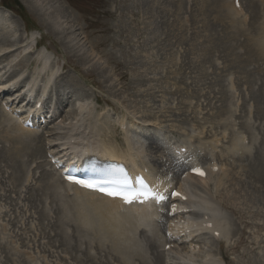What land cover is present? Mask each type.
<instances>
[{
	"label": "rangeland",
	"instance_id": "1",
	"mask_svg": "<svg viewBox=\"0 0 264 264\" xmlns=\"http://www.w3.org/2000/svg\"><path fill=\"white\" fill-rule=\"evenodd\" d=\"M10 1L15 4L11 5L12 8L18 15H22L27 24H24L17 14L5 16L0 13L2 20L0 21V62L6 65L4 70L9 73L23 70L24 78L27 76L31 78L39 73V84L34 89L35 92L42 88V84L53 70L52 88H55V91L48 92L49 99L46 103H51L56 110L54 117L56 119L37 128L36 143L31 149L19 153L20 156L23 152L21 163L26 164V169L30 166V171L34 172L33 180L24 181L19 176L25 167L20 174L18 164L11 161L13 151L9 141L13 134L0 114V264H168L170 259L176 260V264H182L174 254L163 255L162 245L149 246L148 258L134 256L129 262L119 259L117 255H111L107 243L99 248L93 243L94 251L90 254L92 258L90 260L85 258L86 250L83 246L77 256L71 258L58 251V247L50 239L52 234L48 237L37 227L35 222L37 212L45 202V195L40 189L46 175L52 170L45 153L51 151L66 153L76 145L79 141L77 137H80L78 133L83 131L86 134L81 137V141L86 145H79L80 148L94 150L87 143L93 145L91 143L95 140L106 148L110 140L116 139L120 148L116 152L123 154L126 148L123 139L125 132L118 128L117 121L120 119L134 126L133 130L138 134L158 136V143L142 138L148 153L145 159L148 157L147 160L151 162L155 172L158 170L157 173L166 177L167 181H176L180 173L186 170L183 168L187 167L191 162L189 159H192L188 152L189 149L196 148L194 145L197 146L199 143L215 145L212 158L217 160L218 170L211 176V180H204L202 184L195 180L192 182L209 188L219 206L233 222V232L231 231L232 234L226 238H217L212 243H206L205 247L218 255L222 246L226 264H264V210L254 207L253 201L247 198L245 200L240 184L242 179L239 180L242 176L236 174L237 181L234 184L233 172L228 161L229 154L223 153L229 146L230 130L233 131L234 128V131H240L239 125L245 114L242 99L240 100V96L237 97L238 92L236 94L233 91L231 93V90L230 93L228 92L231 96L234 94L232 99L234 108L230 110L232 116L229 117L223 110L222 96L225 94V89L219 84L224 78L221 65L216 70H212L211 65L206 63L205 74H201L203 70L201 60L205 61L207 56L197 58L199 51L195 54L194 51L189 50L200 45L201 41H198L199 38L195 34L196 30L200 29L201 21L196 19L192 25L181 29L180 22L176 21L175 12H173L175 15L172 12L160 15L159 23L163 25L158 26L162 34L156 42H153L149 37L151 21L136 0H64L68 8H63L69 21L62 23L64 27H60V30H66V33L71 35L72 43L75 45L72 47L63 45L60 41L58 43L49 32V23L43 20L44 13L48 14L56 8L55 2L49 3L48 10L35 9L41 18L40 22L21 0H4L6 3ZM172 1L180 2V0ZM188 1L190 8L191 0ZM240 2L243 5L242 0ZM56 4L58 5L57 2ZM154 8L158 11L157 7ZM260 18L259 11L258 20ZM7 19L8 23H6ZM222 27L225 28L223 24ZM219 30L223 32V29L219 28ZM226 33L228 35V32ZM150 36L152 37L151 33ZM35 41L45 45L51 52L48 60L50 64L45 71L41 70L43 67L42 58L39 56L41 48L34 47ZM13 43L16 44L12 45ZM77 46L83 47L89 53L85 60L81 58V52H75L79 49ZM170 52L175 54L173 65L155 69L156 63L159 61L162 63ZM10 59L13 60L12 64H8ZM197 59L201 60L197 62ZM84 61L91 63L94 68L87 67V69ZM258 82L264 89V69L261 70ZM57 93H60L61 98H58ZM4 97L5 95H0V99ZM82 98H86V105L90 108L89 117L94 119L91 124L96 123L97 135L90 132L88 134L89 130L88 128L86 130V126L78 128L80 130L77 131H69L76 122L75 114L78 113ZM65 99H68V104L60 106L61 100ZM96 99L99 105L94 103ZM250 118L255 134L260 138L264 133V121H259L260 119L253 114ZM225 125L229 130L224 133ZM160 127L164 132L166 130L165 137L156 133ZM69 133L72 134V140L67 138ZM242 134L243 137L247 136L244 132ZM168 141L188 142L187 152L181 156H173L166 145ZM189 145L193 147L189 148ZM6 163L10 167H7ZM220 176L223 179L217 188L213 189L212 182L217 180L215 177ZM261 181L264 183V180ZM262 192L264 194V185ZM46 205L48 208L52 207L53 213H57V205L50 197ZM194 215L195 213L190 214V216ZM207 235L206 232H201L196 241L205 242L209 237ZM138 238L145 243L148 242L146 234L141 233ZM99 241L101 243L103 239L99 238ZM183 246L178 245L179 250L182 249L180 252L183 258L184 255L186 257L191 255L193 263H202V255L187 252ZM30 251L40 256L37 263L29 262L27 259L30 254L26 252Z\"/></svg>",
	"mask_w": 264,
	"mask_h": 264
},
{
	"label": "bare ground",
	"instance_id": "2",
	"mask_svg": "<svg viewBox=\"0 0 264 264\" xmlns=\"http://www.w3.org/2000/svg\"><path fill=\"white\" fill-rule=\"evenodd\" d=\"M21 1L25 4V6L27 7L28 10L32 11V13L39 19L40 22H41V18L37 15L36 10L37 9H40V10L47 9L48 10L49 9V6H48L49 3L51 1L55 2L56 8L54 10H52V12H49L48 14L44 13V16H43V20H45L46 23H49V26H50V28H49L50 31L48 29L47 30L52 34V36H54V39H56L57 42L60 41L63 45L65 44L66 46H68V45H70L72 47L75 46L72 43L71 35H68L66 33V30H62V31L60 30V27H64V25L62 23L66 22L68 20V16L65 14V10H64L63 6L62 5L58 6L56 4V2L59 4L58 0H21ZM260 7H261V10H260L261 18H260V20L256 19L254 23L256 25L255 29L257 32V36H256L257 41L264 48V7L262 9V4H260ZM0 13L5 14V16L7 14L11 15L10 12L5 10V9H0ZM39 13H40V11H39ZM258 16H259V14H258ZM61 17L63 18V20H61L62 19ZM0 21H2V20H0ZM6 21H7L6 23H8L9 20L7 19ZM71 30H72V27H71ZM241 33H243V31ZM180 40L182 42V39H180ZM198 41H200V39H198ZM181 42H180V44H181ZM193 43H195V42H193ZM245 43H246L245 46L251 52L248 42H245ZM15 44L16 43H13L12 45H15ZM63 45H61V46L63 47ZM239 47H240V45H238V47L233 46V54H234V52L238 53L236 51V48L238 49ZM77 48H79V49L75 50V52H79V53L81 52V58L83 60H85L84 58L87 57V54H89V53H87V51H85L86 49H84L83 47L77 46ZM1 49H3V48H1ZM39 56L42 58L43 67L41 68V70L45 71V69L48 68V66L50 64V63L48 64V60H49V58H50L49 56H51V54L45 48L42 47ZM254 56H257V55L255 54ZM196 57H198V56H196ZM257 57H255V59ZM28 60H29V58H28ZM200 60L198 59L197 62H199ZM8 61H9L8 64L13 63L12 59H10ZM201 62H203V61H201ZM8 64H7V66H8ZM51 64H53V63H51ZM84 65L86 66V68L87 67L88 68H94L92 66V64L87 62V61H84ZM5 67H6V65H4V64H2V62H0V78H1L2 72H5V73L7 72L4 70ZM19 72H21V71H19ZM19 72L15 73L14 71H12L10 73V75L8 76L9 78L6 81L0 82V92L4 91L5 89H8V88L9 89L10 88L16 89V88H20V87H25V90L28 93V99L30 101H32L33 103H35L37 101L42 102L46 98L45 97L46 91L49 89V86L52 85L53 70L50 71L49 77L46 78V80L42 86L41 91H39L34 97H33L34 87L36 85V79L38 78L39 73H37L32 79L29 80V79H21L22 74H20ZM246 83H248L247 80H246ZM9 89H8V91H9ZM229 89L230 88L228 87L227 92L230 93ZM54 91H55V88H52V93ZM16 93H18V90H16ZM231 93H232V91H231ZM59 94L60 93H57V96H58V98L59 97L61 98V95H59ZM223 96H224V94H223ZM11 98L12 97H10V99ZM82 100L86 101V99H84V98H82ZM61 102L63 105H67L68 99H65L64 101L61 100ZM25 106L27 107L28 104ZM26 107H23V106L20 107L19 106L18 109H20L22 111L26 110V111H24L26 113L25 117H28L29 113H32L33 111H37V112L41 111L44 108V105L42 103L41 108L35 109V110L33 108H31L32 106H30L28 108H26ZM0 108H2L1 102H0ZM228 109H231L230 104L228 106ZM248 109L249 108L247 107V110ZM1 115L4 118L8 128L10 129V131L15 135V138H17L16 140H14V142L20 146V148L16 149V152L12 155L13 161L18 163V160L16 158L20 157L19 153L21 151H24V150L28 149L29 147H31V145L36 141L35 132L33 130L26 129V128L22 127L21 119L23 117H21V115H14L13 111L7 112V113L2 111ZM89 116H90L89 110L87 109L86 103L80 102L79 106H78V113H76V118H75L76 123L74 124V127H72L69 131H73V130L77 131V130H80L78 128L86 126V130H87V128H89L88 134L90 132L91 134L97 135L98 130L95 127L96 123H94V125H93V123L91 124V120L94 121V119H91V117H89ZM124 123L125 122L121 121V122H119V125L122 126ZM127 126L128 125L126 124V129H125L126 130V132H125L126 150H125V153L123 155L118 154L116 152V148H118V145L115 142V140L109 141V143H108L109 145L106 148H103L101 146L102 143L100 142L101 143V145H100L99 143H97L98 141L95 140V139H97L96 137H98V136H96L94 139L95 141L91 143L93 145H90L89 142L87 143L88 146H91L94 150L81 149V148L73 147L74 149L70 153L66 154V156H65L66 160H72L70 162V163H72V162H75V158H77L76 162L80 163L82 158L85 156H88V154H90V153H94L95 155H98V157H100L104 161L122 159V160H124V162L128 166L131 173L136 174V173L140 172L149 181L154 183L157 188H160L162 190L170 189L171 188L169 186V185H171L170 183L165 184L166 185L165 186L163 184H159L158 182H156V181H158V179H157L158 176H156L150 170L151 162H147L149 160L148 157H147L148 160L145 159V157H146L145 155L146 154L148 155V153H146L147 148L145 149L146 143H144V141H142V137L137 135L134 131H130ZM161 128L162 127H160L159 130ZM19 131H23V132L27 131L29 133L24 134V133H21ZM165 132H166V130H165ZM78 134L80 137H77V138L82 139L81 137H83V135L86 133H83V131H82V132H79ZM166 134H167V132L165 133V135ZM105 136H107V135L105 134ZM161 136L163 137V135H161ZM242 136H243V134H242ZM89 137H91V136L89 135ZM67 138H72V134L69 133L67 135ZM98 140H99V138H98ZM164 140L165 139L163 138V141ZM214 142H215V140H214ZM255 142H257V140L254 136H248V139L244 140V139H242L241 136H239L237 134L236 139H235L236 152H237V150L238 151L242 150L243 152H246L249 154L252 153L253 144H255ZM172 143H173V141H172ZM166 145H167V142H166ZM168 145L173 151L179 150L180 147H184L185 149L188 148L187 147L188 142H186V141H183L182 143L181 142L175 143V144H170V142H169ZM194 146L197 147L198 145L197 146L194 145ZM101 147H102V149L98 151V149ZM192 147L193 146H190L189 148H192ZM214 147H215V145H214ZM70 150H71V148H70ZM34 151H36V150H34ZM188 154H189V152H188ZM259 156H261V155H259ZM187 157H186V159H187ZM192 159H189L191 161V164L188 166V168L196 166V165H199L202 167L205 165H215L216 161H217L214 158H211L208 162L201 163L195 159L192 161ZM222 165H223V163H222ZM154 171H155V169H154ZM157 171H156V173H157ZM205 172H206V175H205L206 179L205 180H209L211 178L212 173L210 171H208L207 167L205 168ZM254 172H255V176L258 179L264 180V157H260L258 159V163L256 162V170ZM158 173H159V171H158ZM223 174H226V172ZM223 177H226V176H223ZM215 178H217V180H214L212 182V184L214 186L213 189L217 188L218 184H220L221 180L223 179L221 176L215 177ZM227 178H225V179H227ZM241 179H242V177H240L239 180H241ZM48 180L51 182L49 189L51 190L52 195L55 196L58 200L65 199L64 202L62 201V204L65 206L66 212L70 213V214H72V210H75L77 212L78 220L82 224V228H81L82 231H85L87 233H89L88 231H90V233L93 232L96 236H98V238L103 239V241L111 238L112 239L111 243H113L114 251L119 252L126 257H131L133 254L132 252L144 253V247L142 246V244L138 240H136V233L139 230H141V232L149 233L151 235V237L153 238V242H155V243L157 242L156 244L162 243L164 240L169 244L177 243L175 239L172 240L171 238H168V237H164L162 239V238H159V236L157 235L158 234V227H157V223L154 219L159 214V209L161 206H157L156 204H154L152 202L148 203L146 205H143V206H134V205L124 206L117 199H110V198L105 197L103 195H100L96 192L88 191L86 189L80 188L75 184L66 183L63 180H61V178H59L57 173H50ZM179 180L180 179H178V181ZM192 180H195V182L204 181V179L202 180V178L194 176V175L189 173L180 182L177 181L175 183V186H174V187H176L179 184V187L178 188L176 187V188L178 189L179 192H181L184 196H186L187 200H186L185 204L190 205L191 207L195 208L197 211L195 216H193V218L187 217L186 219L188 221L189 220L200 221V220L204 219V220H207L211 223V227H207V226L201 227V229L209 230L208 232L210 233V234L207 233L208 234L207 236H209V237L205 242L204 241L200 242V244L198 246L197 245L198 243H196L195 240H192L188 244V246H185V248H188L191 252H196L199 255H202V263L201 264H221V263L225 264V261L223 260L224 259L223 253L220 252L219 256H218L219 258H216V255L213 254L214 251L212 253L211 249H207L205 247V244L210 243V242L212 243L214 240H216L215 239L216 237L212 235V232H214V231H218L219 236H221L222 238H226L229 234H232L231 231L233 232V230H232V225H233L232 223L233 222H231L228 215L219 206L217 200H215L213 194L209 191V188L205 187V185L201 186L200 184H196V183L192 182ZM236 180H237V178H236ZM239 180H238V182H239ZM201 184H202V182H201ZM231 185H232V183H231ZM229 190H230V188H229ZM242 191L245 194V196H243L245 198V200L247 198L248 200L253 201L252 204L254 205V207L257 206L258 209L264 210V194L262 191L260 193H262L263 195H260V194L256 195V194H254L256 191H249V189L245 186V183L242 185ZM66 192H70V194L67 196V195H65ZM181 203H182L181 201L177 203L179 208L181 207L180 206ZM262 213H263V211H262ZM166 217H167V215H166ZM173 218H175V217H173ZM173 218H171V219L168 218V222L170 220H172L171 224L168 226L171 227L174 231H176V229H179L180 227H182V230H184V227L187 225V222L185 220H182V217H178V219H176L175 221ZM194 234L195 233L192 232L191 235H194ZM82 238H88V237L82 236V234H80V241ZM99 243H100V241H99ZM100 244H102V242ZM196 248H198V249H196ZM222 250H223V248H222V246H220V251H222ZM170 253H178V251H175V249L173 248V250L165 252V254H167V255H169ZM163 254H164V252H163ZM189 258L191 259L192 256L190 255L189 257L188 256L186 257L184 255V258H183L182 255H180L177 259L179 261H181L182 264H186V263L192 264V259L190 260ZM127 259H130V258H127ZM170 260H171L170 262H172V264H176L175 263L176 260H172V259H170Z\"/></svg>",
	"mask_w": 264,
	"mask_h": 264
},
{
	"label": "water",
	"instance_id": "3",
	"mask_svg": "<svg viewBox=\"0 0 264 264\" xmlns=\"http://www.w3.org/2000/svg\"><path fill=\"white\" fill-rule=\"evenodd\" d=\"M224 0H218L217 3H215L213 0H199V8L198 10H195V13L198 15H201V17L205 20L208 17V13L211 10L212 7L219 10L221 9V5ZM59 4L62 5L61 1L58 0ZM63 6V5H62Z\"/></svg>",
	"mask_w": 264,
	"mask_h": 264
},
{
	"label": "snow or ice",
	"instance_id": "4",
	"mask_svg": "<svg viewBox=\"0 0 264 264\" xmlns=\"http://www.w3.org/2000/svg\"><path fill=\"white\" fill-rule=\"evenodd\" d=\"M195 172H197V174H200V175H203V172L200 171L199 169H195L194 170ZM79 183H84L82 181H77ZM86 186H89V187H92L93 185H90V184H87ZM109 195H121L122 198L128 202V203H131L133 199H136L138 196H152L153 194L151 193H131V194H124V193H115V192H108ZM153 198H156V199H159V200H162L163 197L162 196H159V197H156V196H153Z\"/></svg>",
	"mask_w": 264,
	"mask_h": 264
}]
</instances>
